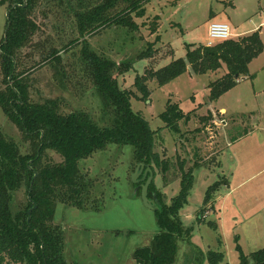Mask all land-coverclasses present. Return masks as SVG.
I'll use <instances>...</instances> for the list:
<instances>
[{"label":"rangeland","instance_id":"rangeland-1","mask_svg":"<svg viewBox=\"0 0 264 264\" xmlns=\"http://www.w3.org/2000/svg\"><path fill=\"white\" fill-rule=\"evenodd\" d=\"M146 7V15L136 19L137 31L110 27L90 36L89 44L117 63H132L128 72L116 77L120 87L135 91L133 110L152 129L162 128L155 150L168 160L169 168L166 171L156 168L154 183L163 203L171 205L181 190L183 172L195 168L188 202L180 210L184 226L193 231L178 240L174 264H210L209 251L223 252L224 259L219 264H240L237 237L247 255L264 248V67L257 80L242 78L215 101L209 99V84L223 77L225 68L194 74L189 66L186 73L165 86H159L156 80L149 81L148 98L142 96L134 83L145 69L157 70L173 59L185 58L187 45L218 42L209 36L212 22H227L234 28L236 15L244 18L246 11L254 23L259 22L264 17V0H150ZM7 11L8 2L0 0V44L6 33ZM148 45L156 49L153 56L139 59ZM80 48L64 52V62L75 69H79ZM260 63V67L264 66V51L253 69H258ZM40 71L43 98L61 97L66 101V111L84 110L97 122L101 120V98L79 70L67 88L50 87L51 70L44 67ZM39 94L36 91L34 97L42 100ZM169 100L177 103L184 113L192 112L189 122H180V133L165 127L160 117ZM0 124L6 134L21 139L15 125L1 110ZM99 124L104 125L103 120ZM238 134L242 138L233 142ZM49 157L61 160L52 151ZM137 165L133 147L117 144L80 161L82 173L94 183L91 192L97 201L85 210L63 203L57 205L55 222L64 231L63 253L68 262L136 264L135 251L151 244L160 229L155 211L142 199V182L133 181ZM224 179L227 184L221 185L204 204L208 188ZM150 194V198L155 197V193ZM26 196L25 187L15 193L13 210L25 202Z\"/></svg>","mask_w":264,"mask_h":264},{"label":"trees","instance_id":"trees-1","mask_svg":"<svg viewBox=\"0 0 264 264\" xmlns=\"http://www.w3.org/2000/svg\"><path fill=\"white\" fill-rule=\"evenodd\" d=\"M4 2L11 11L0 44V110L15 125L21 139L6 134L0 124V264H73L64 257V231L55 222V214L59 203L85 210L97 201L91 192L94 183L82 173L80 161L111 144L130 145L136 162L150 165L155 175L156 168H169L168 160L155 150L162 128L152 129L133 110L135 91L120 87L116 77L128 72L132 63H117L89 44L90 36L110 27L137 31L136 19L146 15L150 0H1ZM79 46V69H75L64 62V52ZM155 50L148 45L138 58H151ZM263 51L259 31L212 45H187L185 58L173 59L157 70L145 69L134 85L148 98L149 81L165 86L186 73L189 66L194 74L225 68V75L209 84V99L215 101L249 76L250 62ZM44 67L51 70L52 88L72 85L77 70L91 81L103 104L104 125L87 111H66V101L61 97L43 98L38 73ZM36 91L42 100L34 97ZM191 114L169 100L160 117L165 127L180 133V122H189ZM50 151L61 160H52ZM194 169L183 172L181 190L171 205L163 203L162 194L155 189L154 181L151 183L149 197L150 192L155 193L162 202L155 211L160 230L150 245L135 251L136 264H174L178 240L193 231L184 226L180 210L188 202ZM224 184L225 179L211 185L204 204ZM22 187L27 195L25 202L13 210L14 195ZM35 204L28 222L29 210ZM209 224L216 228V224ZM236 241L240 264H264V248L247 255L238 237ZM223 259V252L208 253L210 264H219Z\"/></svg>","mask_w":264,"mask_h":264},{"label":"crops","instance_id":"crops-1","mask_svg":"<svg viewBox=\"0 0 264 264\" xmlns=\"http://www.w3.org/2000/svg\"><path fill=\"white\" fill-rule=\"evenodd\" d=\"M237 4V3H236ZM236 8H237V6H236ZM250 13H248L247 11H246V14L244 15V18H239L237 15H236V27H232L231 26V30H232V38L233 39H238V38H240V37H243V36H245V35H248V34H251V33H253V32H255V31H259L260 32V34H261V37H263V24H264V17H263V15H261V17H263L261 20H259V22H257V23H254L252 20H251V16H248ZM242 16V15H241ZM248 16V17H247ZM218 22H220V21H218ZM227 23V22H226ZM230 25V24H229ZM209 45V44H208ZM263 53V52H262ZM262 53L259 55V56H257L256 58H254L251 62H250V64H249V76H247V78L248 77H251V75H252V77L251 78H253L254 80H257L258 79V76H259V74H260V72L261 71H263V67L264 66H261L260 67V65H262V63H260L257 67H258V69L256 68V69H253V65L255 64V62H256V60H259V58L261 57V55H262ZM260 67V68H259ZM226 108V107H225ZM228 111V110H227ZM242 138V135L241 134H238V135H236V137H234L233 139H232V141L233 142H235V141H238L239 139H241ZM231 141V142H232ZM231 142H230V144H231Z\"/></svg>","mask_w":264,"mask_h":264},{"label":"water","instance_id":"water-1","mask_svg":"<svg viewBox=\"0 0 264 264\" xmlns=\"http://www.w3.org/2000/svg\"><path fill=\"white\" fill-rule=\"evenodd\" d=\"M16 6L17 5L15 4L13 6V8H15ZM10 11H11L10 9L7 11L8 21L10 19ZM5 36H6V33H5ZM140 175H142V177H141V179L138 180L137 177ZM36 176H37V173H35L34 177H36ZM154 178H155V172H154L153 168L144 162H139L135 172L133 173V179H134L133 181H134V183H136L138 181L142 182L141 183L142 199H143V201L147 207L156 211V210L160 209V202L156 197H154V198L149 197V187H150L151 183L154 181ZM36 207H37V205L35 204L33 206V208H31L29 210L28 222H30L32 210L35 209Z\"/></svg>","mask_w":264,"mask_h":264},{"label":"built area","instance_id":"built-area-1","mask_svg":"<svg viewBox=\"0 0 264 264\" xmlns=\"http://www.w3.org/2000/svg\"><path fill=\"white\" fill-rule=\"evenodd\" d=\"M209 36L212 40L225 41L232 38L231 26L226 22H212L209 25ZM215 42H210L209 45Z\"/></svg>","mask_w":264,"mask_h":264}]
</instances>
